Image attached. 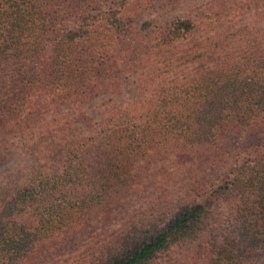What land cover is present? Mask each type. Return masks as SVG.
Instances as JSON below:
<instances>
[{
  "label": "trees",
  "instance_id": "1",
  "mask_svg": "<svg viewBox=\"0 0 264 264\" xmlns=\"http://www.w3.org/2000/svg\"><path fill=\"white\" fill-rule=\"evenodd\" d=\"M147 3L0 0V162L21 140L33 153L26 177L0 189V264L34 263L175 156L211 178L134 210L68 264H264V0H247L242 25L227 18L225 36L219 7L135 30ZM225 45L214 67L159 79L82 133L46 117L118 93L126 72L175 74Z\"/></svg>",
  "mask_w": 264,
  "mask_h": 264
},
{
  "label": "rangeland",
  "instance_id": "2",
  "mask_svg": "<svg viewBox=\"0 0 264 264\" xmlns=\"http://www.w3.org/2000/svg\"><path fill=\"white\" fill-rule=\"evenodd\" d=\"M148 3L143 9H138L135 15V30H139L140 24L148 20L168 21L175 17H199L200 12L210 11L214 7H219L222 14L219 26L221 34L226 35V19L236 16V26L249 21V9L245 4L247 0H147ZM236 3L235 8L230 5ZM229 7V8H228ZM264 28V23L256 26ZM219 36L214 37L218 38ZM211 54L209 63L187 64L175 74H166L158 78L150 77L145 71L137 70L124 73V80L120 91L116 94H104L92 101L74 106H62L58 111L51 110L46 117H51L52 113L62 114L70 121L72 134H79L85 131L90 117L92 122H97L108 113L109 109L118 107H130L139 104L149 96L152 86L156 81H169L175 76L183 73H193L202 68L214 67L213 63H219L226 59V45L217 48ZM232 51H236L233 48ZM212 60V61H211ZM126 78V79H125ZM21 140V142L11 143L6 153V160L0 162V189L3 185L16 183L26 177L27 167L32 163L33 153L28 149L31 140ZM26 143V144H25ZM175 156L165 162L155 165L148 175L145 183L137 190L125 197L113 210L102 217L89 222L82 230L68 237L57 245L47 249L43 255L32 264H68L74 260L85 243L92 237H105L111 231L119 228L126 217L136 209L146 206L152 201L174 199L186 190V186L195 180L209 178L210 170L204 171L199 168V161L195 163Z\"/></svg>",
  "mask_w": 264,
  "mask_h": 264
}]
</instances>
